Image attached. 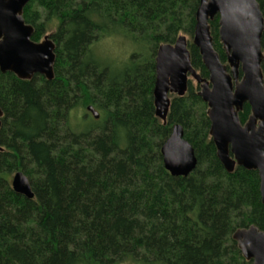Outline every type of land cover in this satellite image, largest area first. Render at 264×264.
<instances>
[{"label": "trees", "instance_id": "1", "mask_svg": "<svg viewBox=\"0 0 264 264\" xmlns=\"http://www.w3.org/2000/svg\"><path fill=\"white\" fill-rule=\"evenodd\" d=\"M255 1L263 18L264 85V0ZM198 4L29 0L24 6L33 42L54 28L48 38L55 60L52 80L0 73V264H252L232 234L250 226L264 231L257 172L224 170L207 106L189 83L183 97L170 99L165 123L154 114L156 51L179 36L192 39ZM208 25L226 66L218 18ZM108 37L144 44L148 55L134 52L119 67L103 63L93 46ZM187 48L192 68L207 79L191 40ZM80 110L83 120L72 125ZM249 115L244 104L242 125ZM175 124L197 160L186 177L171 176L160 153ZM18 171L32 199L12 190Z\"/></svg>", "mask_w": 264, "mask_h": 264}, {"label": "water", "instance_id": "2", "mask_svg": "<svg viewBox=\"0 0 264 264\" xmlns=\"http://www.w3.org/2000/svg\"><path fill=\"white\" fill-rule=\"evenodd\" d=\"M28 2L0 0V73L10 72L20 80H29L35 74L52 80L55 46L48 36L37 43L31 40L33 29L22 18ZM216 17L226 66L212 46L208 22ZM262 31L263 18L255 0H199L191 43L199 51L208 78L202 79L192 68L187 40L179 36L174 44L160 45L156 51L152 96L154 114L165 123L170 104L168 94L183 97L188 77L199 84L197 95L207 106L209 136L217 159L227 173L235 167L257 172L264 210ZM244 104H248L250 115L242 125L238 113ZM86 110L95 120L99 118L91 106ZM160 153L165 170L173 177H186L196 167L194 151L183 139L178 124L172 126ZM11 188L27 199L34 197L28 178L20 171L12 176ZM232 238L247 261L264 264V231L250 226L237 229Z\"/></svg>", "mask_w": 264, "mask_h": 264}, {"label": "rangeland", "instance_id": "3", "mask_svg": "<svg viewBox=\"0 0 264 264\" xmlns=\"http://www.w3.org/2000/svg\"><path fill=\"white\" fill-rule=\"evenodd\" d=\"M53 29L54 28L50 27L49 31L44 36H48L51 32H53ZM43 38L41 39V41L43 40ZM185 38L188 41V43L190 40L192 41V39H189L188 37H185ZM93 50H94V53L96 54V56L98 57V59L100 61H102L103 63L109 64L113 67H119V66L126 64L128 62V60L130 59V56L134 52L139 53V55H142V56L148 55L147 54L148 53L147 47L144 44L134 43V42L128 41V40L120 38V37L104 38L101 41H98L93 46ZM202 79H204V78H202ZM188 83L192 86V88L194 90H196L197 92L199 91V84H197L190 77L187 78V87H188ZM173 97H178V96L175 94H168L169 100ZM85 111L86 110H80L76 114V118H74V117L71 118L72 125H76V124L81 123L84 115L87 112V111L86 112ZM87 114H88V112H87ZM89 115H90V113H89ZM87 122H89V120H87L86 123ZM86 123L83 122V124H80V128L82 126L86 125ZM120 264H164V263H161L158 261H155V262L137 261L136 262V261H131V260L126 259L123 262H121Z\"/></svg>", "mask_w": 264, "mask_h": 264}]
</instances>
